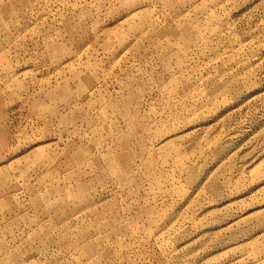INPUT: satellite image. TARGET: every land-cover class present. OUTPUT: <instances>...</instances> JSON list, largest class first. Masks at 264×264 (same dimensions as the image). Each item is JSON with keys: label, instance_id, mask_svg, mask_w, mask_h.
I'll list each match as a JSON object with an SVG mask.
<instances>
[{"label": "rangeland", "instance_id": "374dc122", "mask_svg": "<svg viewBox=\"0 0 264 264\" xmlns=\"http://www.w3.org/2000/svg\"><path fill=\"white\" fill-rule=\"evenodd\" d=\"M0 264H264V0H0Z\"/></svg>", "mask_w": 264, "mask_h": 264}]
</instances>
